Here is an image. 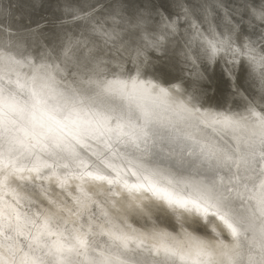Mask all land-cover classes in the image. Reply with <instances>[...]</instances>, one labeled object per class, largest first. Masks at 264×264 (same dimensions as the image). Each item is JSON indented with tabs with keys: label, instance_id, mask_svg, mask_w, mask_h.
Instances as JSON below:
<instances>
[{
	"label": "snow or ice",
	"instance_id": "1",
	"mask_svg": "<svg viewBox=\"0 0 264 264\" xmlns=\"http://www.w3.org/2000/svg\"><path fill=\"white\" fill-rule=\"evenodd\" d=\"M63 8L0 4V264H264V0Z\"/></svg>",
	"mask_w": 264,
	"mask_h": 264
},
{
	"label": "bare ground",
	"instance_id": "2",
	"mask_svg": "<svg viewBox=\"0 0 264 264\" xmlns=\"http://www.w3.org/2000/svg\"><path fill=\"white\" fill-rule=\"evenodd\" d=\"M74 7L86 6L87 4L94 3L95 0H67ZM103 3H107L108 0H102ZM229 7H235L237 0H225ZM9 0H0V4L7 5ZM65 0H11V9L14 12L12 19L20 27V31L24 32L26 27L31 26L35 27V22L39 21L46 28L49 27L48 22L55 20L57 16H62L64 12L63 4ZM127 3L135 6L142 3V0H127ZM155 3L161 6L160 10L165 11L168 9L172 10V0H155ZM167 15V12H165ZM70 19V18H69ZM253 40L257 41V48L260 47V38L259 35H254ZM159 55V54H157ZM172 56L171 51H169L168 56L161 57L157 59V56H153L154 64L147 69L148 72L165 69L167 70V65L170 63V58ZM223 62L217 64L207 65V71L205 72L204 67H200V71L204 72L205 76L210 78L213 82H219L223 74ZM240 70V69H239ZM238 71V68L237 70ZM171 74L173 76H181L178 70H172ZM240 78V83L249 89L250 92L255 91L256 87L252 86L248 80L247 73L238 71L236 73ZM208 105L216 106L218 103L223 104L221 100L220 93L217 92L213 94L212 90H209L208 93ZM206 105V106H208ZM130 223H133L135 227H140L143 221H137L134 218H130ZM166 222V220H165Z\"/></svg>",
	"mask_w": 264,
	"mask_h": 264
},
{
	"label": "water",
	"instance_id": "3",
	"mask_svg": "<svg viewBox=\"0 0 264 264\" xmlns=\"http://www.w3.org/2000/svg\"><path fill=\"white\" fill-rule=\"evenodd\" d=\"M238 71H240V70L238 69ZM238 71H236V73H237Z\"/></svg>",
	"mask_w": 264,
	"mask_h": 264
}]
</instances>
